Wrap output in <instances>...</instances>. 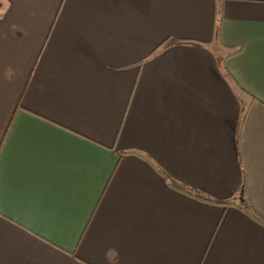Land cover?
<instances>
[{"label": "crops", "instance_id": "1", "mask_svg": "<svg viewBox=\"0 0 264 264\" xmlns=\"http://www.w3.org/2000/svg\"><path fill=\"white\" fill-rule=\"evenodd\" d=\"M258 218L264 0H0V264H264Z\"/></svg>", "mask_w": 264, "mask_h": 264}, {"label": "trees", "instance_id": "2", "mask_svg": "<svg viewBox=\"0 0 264 264\" xmlns=\"http://www.w3.org/2000/svg\"><path fill=\"white\" fill-rule=\"evenodd\" d=\"M172 185H174L175 187H177L178 189H180V190H183V191H185V192H188V193H190V194H192V195H195V196H197V197H200V198H204V199H206V200H209V201H211V202H217V203H221V204H226V205H229V204H233V202L232 201H218V200H215V199H212V198H210V197H204L203 195H201V194H199L197 191H192V190H190V189H187L185 186H183V185H179L178 183H175L174 181H173V183H172ZM244 186H245V182H244V184H243ZM247 211L251 214V215H253L254 217H257V215H256V213L252 210V208H251V206L248 204V207H247ZM259 219V218H258ZM260 221H262V222H264V220H262V219H259Z\"/></svg>", "mask_w": 264, "mask_h": 264}, {"label": "water", "instance_id": "3", "mask_svg": "<svg viewBox=\"0 0 264 264\" xmlns=\"http://www.w3.org/2000/svg\"><path fill=\"white\" fill-rule=\"evenodd\" d=\"M243 191H244V189H243Z\"/></svg>", "mask_w": 264, "mask_h": 264}]
</instances>
